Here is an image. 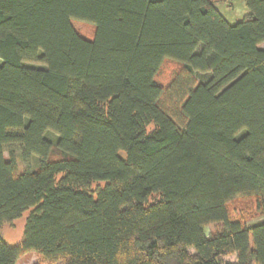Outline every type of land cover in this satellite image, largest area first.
Instances as JSON below:
<instances>
[{"label":"trees","instance_id":"1","mask_svg":"<svg viewBox=\"0 0 264 264\" xmlns=\"http://www.w3.org/2000/svg\"><path fill=\"white\" fill-rule=\"evenodd\" d=\"M243 1L231 24L214 0H0V264H264V0Z\"/></svg>","mask_w":264,"mask_h":264},{"label":"rangeland","instance_id":"2","mask_svg":"<svg viewBox=\"0 0 264 264\" xmlns=\"http://www.w3.org/2000/svg\"><path fill=\"white\" fill-rule=\"evenodd\" d=\"M216 6L221 14L226 18V20L235 24L245 17L249 16L250 10L246 6L243 0H214ZM76 29L83 35L92 38L94 35V28L90 24H86L81 21H73ZM27 66L40 67L38 62H27ZM182 67L179 63L173 60H166L157 76L158 82L164 87L166 93L164 95L163 102L166 107L172 112L174 117H178L180 113L182 98L177 97V90L173 88L174 82L178 81L181 77L186 74H182ZM196 82L198 79L194 77ZM199 78V77H198ZM152 129V126H151ZM6 159L9 158L8 152L4 153ZM17 163L19 172L25 170H36L38 169L39 163L38 158L33 157L30 160H24L22 157V151L17 149ZM94 185L93 188H95ZM229 212L232 219H238L245 224H254L262 219L260 209L258 208V200L256 197H241L237 198L229 203ZM30 211H27L23 216L12 222L3 225L1 232L2 237L5 242L10 245H16L22 239L26 218L28 217ZM221 229V224H211L206 227V233L208 236L216 234ZM192 253L193 249L190 250ZM30 254V253H28ZM25 256V255H24ZM25 258V257H24ZM27 259H21L19 264H27ZM221 261L223 263H236L237 257L226 256L222 257Z\"/></svg>","mask_w":264,"mask_h":264},{"label":"crops","instance_id":"3","mask_svg":"<svg viewBox=\"0 0 264 264\" xmlns=\"http://www.w3.org/2000/svg\"><path fill=\"white\" fill-rule=\"evenodd\" d=\"M21 259H27V264H35L40 261V257L35 252H31L30 254L27 253L25 256L18 260L17 264L20 263Z\"/></svg>","mask_w":264,"mask_h":264}]
</instances>
